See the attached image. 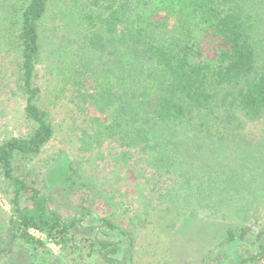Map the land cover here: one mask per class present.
<instances>
[{
    "label": "trees",
    "instance_id": "1",
    "mask_svg": "<svg viewBox=\"0 0 264 264\" xmlns=\"http://www.w3.org/2000/svg\"><path fill=\"white\" fill-rule=\"evenodd\" d=\"M47 41L54 46L49 62L56 86L75 106L106 116L103 125L102 116L90 120L99 125L97 143L107 135L140 148L149 163L177 174L172 189L185 190L186 198L197 192L204 205L210 186L231 189L230 167L264 163L247 132L250 122L264 123V0H0V49L19 54L15 86L28 126L0 143V180L7 181L0 192L13 193L19 216L0 264H10L7 249L16 240L29 246L34 264H119L109 257L120 249L116 242L90 235L79 219L65 222L39 188L15 175L18 159L38 156L55 133L38 104ZM71 186L76 199L89 196V187ZM31 190L33 204L21 207ZM107 223V231L117 227ZM32 228L54 240L60 254ZM236 232L229 230L228 239L243 238L249 229ZM255 243L264 257V232Z\"/></svg>",
    "mask_w": 264,
    "mask_h": 264
},
{
    "label": "rangeland",
    "instance_id": "2",
    "mask_svg": "<svg viewBox=\"0 0 264 264\" xmlns=\"http://www.w3.org/2000/svg\"><path fill=\"white\" fill-rule=\"evenodd\" d=\"M52 13L47 17L50 26ZM46 47L37 79L42 88L38 104L48 112L55 133L38 156L18 159L16 176L26 177L39 188L65 222L79 219V226L90 229V235L116 242L120 249L109 257L119 264H240L252 256L257 257L252 264H264L255 243L257 234L264 232V163L248 166L238 162L230 167L226 174L231 189L212 191L210 186L204 192V205L198 203L202 195L197 192L191 191L186 198L185 190L172 189L177 174L149 163L140 148L119 145L107 135H100L101 143H97L99 125L90 120L102 114L92 107L75 106L67 92L56 86L55 64L49 62L54 46L47 41ZM17 60V51L0 49V143L28 131L24 104L15 86ZM105 119L102 116L99 122L103 125ZM85 130L92 136L86 137ZM247 132L256 155L264 154V123L250 122ZM73 181L89 187V196L73 197ZM5 183L0 180L1 189ZM6 192L1 194L9 207L0 202V250L7 248L12 221L19 218L12 209L13 193ZM31 194L32 190L21 197V207L33 204ZM107 220L117 226L111 232ZM244 228L249 229L245 237L228 239L229 230L239 233ZM40 232L45 238L39 239L59 255V245ZM7 250L10 264H34L28 245L16 240Z\"/></svg>",
    "mask_w": 264,
    "mask_h": 264
},
{
    "label": "built area",
    "instance_id": "3",
    "mask_svg": "<svg viewBox=\"0 0 264 264\" xmlns=\"http://www.w3.org/2000/svg\"><path fill=\"white\" fill-rule=\"evenodd\" d=\"M0 202L5 206V207H9V203L7 202V200L5 199V197L1 194L0 192ZM31 234H33L34 236H36L37 238H41L44 239L45 236L43 233H41L39 230L32 228L31 230Z\"/></svg>",
    "mask_w": 264,
    "mask_h": 264
},
{
    "label": "water",
    "instance_id": "4",
    "mask_svg": "<svg viewBox=\"0 0 264 264\" xmlns=\"http://www.w3.org/2000/svg\"><path fill=\"white\" fill-rule=\"evenodd\" d=\"M49 205V204H48ZM49 208H50V206H49ZM51 209V208H50ZM54 210V209H53Z\"/></svg>",
    "mask_w": 264,
    "mask_h": 264
}]
</instances>
